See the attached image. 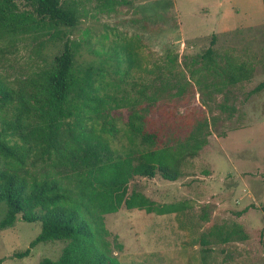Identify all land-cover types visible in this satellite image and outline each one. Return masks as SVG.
<instances>
[{
	"label": "rangeland",
	"instance_id": "374dc122",
	"mask_svg": "<svg viewBox=\"0 0 264 264\" xmlns=\"http://www.w3.org/2000/svg\"><path fill=\"white\" fill-rule=\"evenodd\" d=\"M73 1L81 13L76 28L37 24L0 42V77L38 108L33 97L39 92L30 84L67 42L76 53L75 75L92 70L95 93L115 98L120 107L109 99L101 118L73 111L63 129L76 128L81 116L97 132L111 122L114 132L103 136L122 154L136 149L126 132L136 113L145 132L159 134V147L181 151L182 177L176 182L157 175L128 185V193L139 192L159 206L175 204L177 212L122 208L105 216L106 240L119 262L264 264V88L255 90L264 83L262 0ZM210 47L211 62L203 59ZM126 51L134 61L130 69ZM240 66L247 80L230 84L229 75ZM47 110H38L31 123L42 125ZM196 146V155H189ZM6 212L0 202V222ZM39 233V222L20 216L0 230L1 264L57 260L61 242L41 243L29 256L14 257Z\"/></svg>",
	"mask_w": 264,
	"mask_h": 264
},
{
	"label": "trees",
	"instance_id": "16d2710c",
	"mask_svg": "<svg viewBox=\"0 0 264 264\" xmlns=\"http://www.w3.org/2000/svg\"><path fill=\"white\" fill-rule=\"evenodd\" d=\"M17 1L30 10L20 11ZM80 19L73 0H0V42L37 24L73 29ZM125 54L130 69L132 54ZM213 54L210 47L203 59L211 62ZM75 57L74 48L66 42L52 66L31 82L39 92L33 97L38 108L29 103L24 91H15L0 77V202L7 206L0 230L12 227L19 216L23 222L40 223L38 236L26 250L15 253V258L29 256L41 243L61 242L65 246L59 258L43 259L39 264H122L106 240L105 216L122 208L156 215L177 212L175 204L159 206L139 192L128 193V185L137 177L154 179L157 175L176 182L182 177L179 164L183 156L172 146L159 147V134L145 132L141 115L136 113L130 115L126 130L136 149L122 154L103 136L114 132L111 122L97 132L93 125H83L81 116L76 128L63 129L73 111L79 116L83 109L101 118L109 99L120 107L115 98L95 93L92 70L75 75ZM235 70L229 75L230 84L247 80L241 66ZM262 88L264 83L255 90ZM46 105L43 124H32L31 119L38 110L44 112ZM197 151L198 146L189 155ZM121 249L116 245V250Z\"/></svg>",
	"mask_w": 264,
	"mask_h": 264
}]
</instances>
